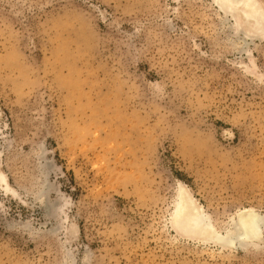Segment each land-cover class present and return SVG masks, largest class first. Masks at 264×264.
I'll return each mask as SVG.
<instances>
[{"label":"rangeland","instance_id":"1","mask_svg":"<svg viewBox=\"0 0 264 264\" xmlns=\"http://www.w3.org/2000/svg\"><path fill=\"white\" fill-rule=\"evenodd\" d=\"M182 186L264 218V0H0V264H264Z\"/></svg>","mask_w":264,"mask_h":264},{"label":"bare ground","instance_id":"2","mask_svg":"<svg viewBox=\"0 0 264 264\" xmlns=\"http://www.w3.org/2000/svg\"><path fill=\"white\" fill-rule=\"evenodd\" d=\"M215 1L221 4L227 14L232 13L234 6L245 5L247 2V0ZM248 24L250 23L248 22ZM172 223L177 231L182 229L190 237L223 248H232L235 245L247 247L259 239L261 230L264 228V218L252 209H245L238 214L233 227L227 231L226 235L222 236L210 223L192 194L183 186L174 208Z\"/></svg>","mask_w":264,"mask_h":264}]
</instances>
